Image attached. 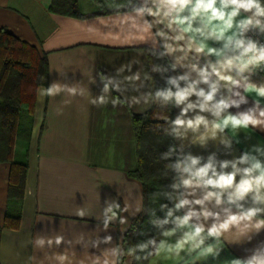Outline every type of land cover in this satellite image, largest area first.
Here are the masks:
<instances>
[{
  "label": "crops",
  "instance_id": "1",
  "mask_svg": "<svg viewBox=\"0 0 264 264\" xmlns=\"http://www.w3.org/2000/svg\"><path fill=\"white\" fill-rule=\"evenodd\" d=\"M53 2L0 0V30L33 46L47 63V83L36 91L19 215L9 226L5 217L10 165L0 162V264H60L56 259L60 254L68 257L64 264H93L96 258L118 264L113 249H119L143 205L142 186L131 176L137 167L131 121L153 104L150 80L145 81L149 73L144 50L150 44L127 37L125 29L118 27L117 12L109 5L123 0H76L80 18L52 11ZM120 69L122 79L139 73L140 81L135 83L144 81L145 87L139 92L129 88L123 94L111 91L109 103H93L103 88L98 74L116 75ZM252 80L262 83L264 74L257 72ZM50 87L51 94H42ZM73 88L75 94L69 91ZM253 97L242 107L251 106ZM114 99L119 101L115 106ZM172 112L174 119L179 109L172 107ZM238 138L241 142L229 150L218 141H209L206 147L193 145L189 133L186 140L174 139V146L180 151L183 144V152L205 161L214 152L219 160H230L252 145L264 144V131L241 130ZM113 203L119 209L105 229L104 210ZM107 235L113 238L110 244L93 247L97 238ZM57 236L63 237L58 246ZM40 239L53 243L40 247ZM262 241L264 231L247 241L233 230L217 244L216 258L196 259L197 253H182L181 258L166 259L161 254L148 264H231Z\"/></svg>",
  "mask_w": 264,
  "mask_h": 264
},
{
  "label": "clouds",
  "instance_id": "2",
  "mask_svg": "<svg viewBox=\"0 0 264 264\" xmlns=\"http://www.w3.org/2000/svg\"><path fill=\"white\" fill-rule=\"evenodd\" d=\"M109 7L116 10L114 19L127 37L150 44L149 53L165 61L151 66V72L164 80L151 97L161 107L179 109L174 119H166L168 135L183 141L191 133L193 145L206 147L209 141H218L230 150L241 142V130L264 131V82L252 80L258 70L264 71V0H123ZM121 71L98 74L103 88L93 103H109L111 91L123 94L129 88L139 92L145 87L144 81L135 83L140 81L139 73L122 79ZM150 79L145 76V81ZM69 91L76 93L74 88ZM42 94H51V87ZM252 94L251 106L243 108ZM118 102L111 101L113 106ZM183 147L178 151L170 146L161 156L175 157L167 166L174 173L170 191L159 194L171 206H159L163 218L156 217L153 209L150 223L156 235L127 250L138 261L161 254L166 259L181 258L182 253H197L196 259L216 258L217 244L226 233L235 230L251 241L264 231V144L252 145L230 160H219L214 152L206 161L183 152ZM117 209L119 204L113 203L104 210L105 229ZM112 240L111 235L97 238L93 247ZM54 242L60 245L63 237L57 236ZM45 243L51 246L53 241H37L40 247ZM246 251L245 258L231 264H264V241ZM112 254L119 259L123 249H113ZM56 259L64 264L68 257L60 254ZM93 264L108 261L96 258Z\"/></svg>",
  "mask_w": 264,
  "mask_h": 264
},
{
  "label": "trees",
  "instance_id": "3",
  "mask_svg": "<svg viewBox=\"0 0 264 264\" xmlns=\"http://www.w3.org/2000/svg\"><path fill=\"white\" fill-rule=\"evenodd\" d=\"M99 3L100 0H93ZM52 11L63 15L80 18L76 0H54ZM62 9V12L60 10ZM148 73L151 77L152 91L164 85L160 75L151 72L152 64L164 63L152 56L145 49ZM47 83V63L33 46H30L6 30H0V162L10 165L9 198L5 226L18 219L19 201L27 165V145L34 112L36 91ZM173 118L172 106L161 107L153 101L151 108L141 115L132 116V129L135 136L137 167L131 176L140 182L143 193V205L140 215L135 218L120 242L119 249L124 255L118 264H148L149 259L138 261L127 250L149 236H154L157 229L150 223V212L155 209L156 217L163 218L159 206L171 203L164 199L162 192L170 191L174 173L167 166L175 157L165 160L161 156L174 138L165 132L166 119ZM156 194V195H154ZM154 218V217H153ZM143 233V234H142ZM136 255H143L137 253Z\"/></svg>",
  "mask_w": 264,
  "mask_h": 264
},
{
  "label": "rangeland",
  "instance_id": "4",
  "mask_svg": "<svg viewBox=\"0 0 264 264\" xmlns=\"http://www.w3.org/2000/svg\"><path fill=\"white\" fill-rule=\"evenodd\" d=\"M122 255H124V254H122ZM124 257H125V255H124ZM125 260H127L128 261V263H130L131 261H130V258H128L127 257V255H126V257H125Z\"/></svg>",
  "mask_w": 264,
  "mask_h": 264
},
{
  "label": "built area",
  "instance_id": "5",
  "mask_svg": "<svg viewBox=\"0 0 264 264\" xmlns=\"http://www.w3.org/2000/svg\"><path fill=\"white\" fill-rule=\"evenodd\" d=\"M250 35H251V34H250ZM258 72H260V73H263V74H264V71H259V70H258Z\"/></svg>",
  "mask_w": 264,
  "mask_h": 264
}]
</instances>
